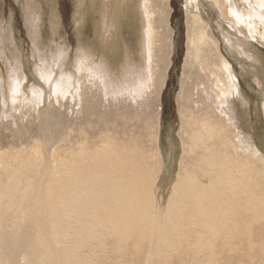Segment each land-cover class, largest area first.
Instances as JSON below:
<instances>
[{
    "label": "rangeland",
    "instance_id": "374dc122",
    "mask_svg": "<svg viewBox=\"0 0 264 264\" xmlns=\"http://www.w3.org/2000/svg\"><path fill=\"white\" fill-rule=\"evenodd\" d=\"M29 1L0 0V77L6 79L10 77L11 73L14 75L18 73V76H22L21 78L28 81L17 94L12 96L9 94L10 96H5V99L0 97V194H2V199H0V244L3 242V234L8 233L13 239L15 236H20L25 226L33 225V214L38 215L39 212L35 211L36 207L32 202L39 194L32 188L37 187L38 184H45V194L48 187L60 190L63 183H61L62 176L59 171L62 170L61 165L64 162L62 161L64 159L60 158H63L67 152L78 151L80 142L84 143L85 140H88L91 145L93 143L98 145L99 143L96 141L104 133L114 134L118 140L130 138L133 142H140L147 152H151L155 156L153 162L157 165L158 173L153 177V188L151 187L153 192L156 189L155 193L156 185L161 184L164 173L162 153H166L167 157L173 153L172 156H175L176 164L174 172L177 173L178 163L184 157L183 144L180 140L182 125L179 118L180 104L178 103L182 81L188 76L186 81L188 84L186 83L185 87L187 94L192 98L191 102H188L187 108L188 111L195 114L198 113L201 103H209L210 99L207 101V97L212 96L210 102L214 104V95L218 92L216 88H213V80L210 75L208 78V73L197 70L196 65L194 66L196 70L192 67L190 74H184V63L187 56L186 24L190 17L189 13H192H187L188 8L191 11H197L199 13L197 15L202 17L208 32H211L210 35L218 41L219 50L230 64L236 78L234 82L245 103L246 120L249 121L251 131L254 132L250 146L249 144L240 146L241 148L247 146L246 148L255 155H253L255 159L264 163V110H262L264 107V19L262 23L257 21L256 24L254 23V34H251L253 37L251 38L247 29L236 28L232 25L234 23L230 22L231 19L228 21L226 19V23L218 9L212 10V2H215L213 0L197 3L198 10L189 7L188 4L193 0H150L148 7L150 13L147 15L145 10V17L141 19L144 24L143 30L145 33L147 31L145 40L149 41L148 24L151 22L152 29L154 28L153 40L155 41L153 42L157 45L153 46L151 57L149 56L147 60L149 61L150 67L147 65L149 70L142 79L133 78L130 80L127 77L122 83L112 84L108 76L102 77L100 68H94L89 63L87 65L90 68H87L88 66L84 62H78L76 59L79 46L86 45L93 40V32L90 27L84 29L80 38H77L76 20L79 19L75 7L77 0H32L35 5L34 12H36L40 23V27L37 25L39 33L32 35L29 32L32 38L26 29L27 13L25 14V12H27L26 4ZM140 1L138 0L139 3H141ZM232 1L243 9V3L238 0ZM261 1L264 4V0ZM87 3L88 0H86ZM252 6L254 7H251L252 10H254L257 5L252 4ZM247 12L255 13V11L248 10ZM51 18H55L54 27L57 29L51 25ZM254 18H256L255 15ZM218 26L221 31L219 28L217 29ZM124 33L125 40L129 42L128 37L130 36H127L126 32ZM4 37L5 39H3ZM228 39L239 40L243 46L246 45L245 52L242 50V56L237 57L244 62H239L235 58L237 56L236 49L230 47ZM61 50L63 54L60 58H56L58 56L56 53ZM158 54L161 58L160 69L163 71L161 74L164 76V82L159 89L155 86L158 69L155 70L154 67L155 59H157L154 55ZM83 64L85 67L82 69ZM156 65L158 64L156 63ZM63 78L70 81L67 80L62 86L59 82ZM65 85H68L66 90ZM54 86H57L56 90ZM29 88L34 92H31ZM64 91L65 93H63ZM1 98L4 102L1 101ZM86 137L87 139H85ZM153 137L156 138L155 141ZM67 163L71 165L69 171L73 173L83 170L81 166L85 164V161ZM73 166H76L77 169ZM17 167L20 168V171ZM49 172H51V176L48 175ZM53 173L61 178L56 177V174L52 176ZM82 173L91 174L84 171ZM85 174L80 177L81 180L79 178L77 180L81 182L82 179H89L90 176ZM57 178L59 181L56 180ZM102 187H98L96 191L101 189V194L105 195L106 186ZM163 188L166 190L167 186L164 184ZM48 189L47 195L49 193L54 195L50 199H46L47 196H45V204L54 203V207L51 208L56 209L55 212L45 210V221L51 223L49 231L45 228V237L49 236L51 231L52 234H55L52 229L56 228L55 232L63 229L59 233L63 236L66 234L67 239L63 238L58 242L55 237L54 247L60 250L67 246L73 255L71 259H67L68 262L63 257L61 260L56 259V264H64L63 262L68 264L69 261L71 264H264V191L256 195L255 198L258 200H254L252 209L246 212L236 213L232 209L227 211L225 207L215 210L207 208L196 213L176 211L167 214L169 223H165L162 228L159 227L158 231H155L156 224L139 227L134 225L131 219L127 218L128 220H126L121 215H116L111 219L105 212L97 214L96 211L88 208L95 204L90 201L87 202L89 206L84 201L76 202L78 203L77 207L69 206L65 204L60 194L56 195L55 191L51 189L48 191ZM165 197L167 200V194ZM98 201L101 202L100 199ZM102 201L104 200L102 199ZM152 201H156L154 195ZM260 201L262 202L260 203ZM258 205L262 208L260 209ZM160 207H163V204ZM81 210V214H76ZM65 211L66 213L70 212L67 213L68 216ZM29 215L32 216L28 219ZM64 215L67 216V219ZM206 217L208 218L207 223L203 221V218ZM184 218H187L186 221ZM50 220L52 221L50 222ZM116 220L117 222H113ZM225 220L226 222H224ZM53 221L56 223L54 224ZM92 222L93 224H91ZM95 222H98L97 225ZM56 224L57 226L59 224L58 227L61 229L57 228ZM62 224H64L63 227ZM84 226L88 228V231L90 229L89 233L86 228L84 229ZM69 227L73 228V231ZM75 228L77 232L79 231L78 233L74 232ZM123 230L125 231L123 232ZM154 231L158 233L154 235ZM58 232L55 235H59ZM31 233V238H34L36 231H31ZM79 234L83 236L80 237ZM20 239L22 238L20 237ZM68 240L69 243L66 242ZM63 241L65 242L63 243ZM84 244H88L90 247L87 248ZM80 246L85 247L82 250ZM21 257L22 255L17 264L24 263ZM82 258L83 261H81ZM1 260L0 254V264H5ZM62 260L63 262H61ZM45 264H49V262ZM52 264L55 262L53 261Z\"/></svg>",
    "mask_w": 264,
    "mask_h": 264
},
{
    "label": "bare ground",
    "instance_id": "6f19581e",
    "mask_svg": "<svg viewBox=\"0 0 264 264\" xmlns=\"http://www.w3.org/2000/svg\"><path fill=\"white\" fill-rule=\"evenodd\" d=\"M213 1L215 2L211 1L213 4L211 6L212 8L210 7L212 10L218 9L219 13H221L225 21L226 19L227 21L231 19L230 22L234 23L232 25H234L236 28L244 27L245 29L248 30L249 35L253 33L254 31L253 27L256 21L259 23L263 22L264 4L263 1L261 0H238L241 3H243V7H242L243 9H241V7L238 6L232 0H218V1L213 0ZM140 2L141 3H139L138 0H88L87 4H86V0H77L76 2L77 3L75 6L76 12L79 15V19L76 20L77 38H80V36L82 35V31L84 29H87L88 27H90V29L93 32V40L88 44L86 43V45L79 46L77 50L76 59L78 62L82 61L86 65L89 63L91 64L90 66H93L94 68H100L102 72V77L104 78L105 76H108L112 84L122 83V81L127 77L130 78V80H132L133 78L142 79L144 78L143 76L149 70L148 68L149 61L147 60L149 56L151 57V52L153 50V46L155 45L153 42L155 41L153 40L154 28L152 29V23L150 22L148 24V29L150 31L149 41H146L145 39L147 38L145 37L147 36V31L146 33L144 32L143 30L144 24L141 19L145 17L144 16L145 10L147 12V15L150 13L148 8L150 0H141ZM199 2L204 3V0H193L188 5L189 7L191 8L194 7L195 10H198L197 3ZM252 4L257 5L256 9L252 10V8H254ZM26 5H27V9H26L27 12H25V14L27 13L26 29H28L27 30L28 33L30 32L32 35H35L39 33L37 25L39 26L40 24L36 17V12H34L35 5H33L32 0H30ZM245 8H247L248 11H255V13H248L247 10H245ZM83 12L84 14H82ZM196 12L197 11L189 10V8L187 9V13H189L190 17L187 19V24H186L187 25L186 26L187 56L184 63V74L188 75V73L192 70V67L196 65V67L198 68L197 70H201V71L203 70L208 73V78L210 75V77L213 80V88H216L218 92L217 94L214 95L215 97L214 104L210 102L212 96L209 98L207 97V101L208 99H210L209 103L207 102L201 103V107L198 113L195 114L192 113L191 111H188L187 108V104L192 98L189 97V94H187L185 87L188 76H186L185 79L182 81L181 94L178 98L179 101L178 103L180 104L179 118L182 125L180 131V140L182 141L183 144L184 157L178 163L177 173L174 172V167L176 164L174 162L175 156L174 155L172 156L173 153L170 154L171 158L169 156L167 157L165 155L166 153L165 154L162 153L161 157H163V162H164V170H163L164 173L161 181L162 185L160 183H159L160 185H156L157 188L156 191L157 194H156L155 193L156 189L154 190V192L151 189L153 177L155 176V174L158 173L157 165L153 162L155 158L154 154L151 152H147V150H145L144 147H142L140 142H133L130 138L126 140H118L117 137L114 136V134L109 135L104 133L101 134V136L97 139L96 143H99L98 145L94 143L91 145L90 143H88V140H85L84 143L80 142L81 144L79 145V147L77 146L79 148L78 151L67 152L63 158H60V159H64L62 160L64 161L62 165L59 160V164L62 166V170L60 169L61 171H59L62 178L59 177L56 173H53L52 176L56 174L57 175L56 177L61 178L63 182L61 180L60 181L61 183H63V186L60 190L51 189L50 187H48L49 189L48 188L47 189L48 191H50V189L52 191H55L54 193L56 195L60 194L65 204H68L69 206L77 207L76 205L78 203L76 202L84 201L88 205L87 202L90 201L91 203L93 202L95 204L93 206L88 205L89 206L88 208L96 211L95 213L97 214L105 212L110 216L111 219L114 218V216L116 215H121L126 220H128L127 218L131 219L133 224L139 227L140 226L145 227L150 224H156L154 226L155 231H158L159 227L162 228V226L165 223H169L166 216L167 214L176 211L177 212L192 211L196 213V212H200L201 210H205L207 208L215 210L220 207L221 208L225 207L227 211L228 209H232L233 212L235 211L236 213H240L252 209L253 201L258 200L257 198H255L256 195L258 193H261V191H264V163L257 161L254 157L255 155L252 152H250L249 149L246 148L247 146L245 148L244 146L242 148L240 146L243 144L245 145L249 144L250 146L252 142V136L254 133L253 131H251V126L249 124V121L246 120L247 115H246V110L244 108L245 103L241 99L237 84L234 82L236 78L233 75L232 68L228 63V61L222 56L219 50L218 41H216V39L212 35H210L211 32L210 33L208 32L207 25L202 21V17L200 18L199 15H197L199 13ZM254 15L256 18H254ZM55 18H51L50 20L51 25H53V27L55 26L54 23ZM55 28L56 27H54V29ZM218 28L219 31H221L219 26L217 27V29ZM124 32L128 34L127 36H130L128 37L129 42L125 40ZM229 38H230V34H229ZM251 38H253L252 35ZM3 39H5V37ZM227 42H230V47L232 49L233 48L236 49L237 56L235 58L239 60L238 58L239 56H242L241 55L242 50L244 51V47H246V45L243 46L242 42L239 40L235 41L232 39H228ZM56 54L58 55L56 58H60L61 54H63L62 50ZM154 56L157 57V59L155 60L156 63L158 64L156 65L155 63L154 66L155 70L158 69L156 73L157 79L155 81L156 82L155 86L156 88L159 89V87H161V85L164 82L163 81L164 76L161 74L163 71H161L159 65L161 58L159 54ZM96 60L97 62H95ZM240 61L242 60H239V62ZM83 67H85V65L82 66V69ZM87 68L90 67L88 66ZM18 75H19L18 73L15 75L11 73L9 78L5 79L0 77V97H3V99H5L4 97L9 94H11V96L17 94L19 89L22 88L23 85L27 84L28 81L25 78H21L22 76H18ZM67 80H65V78L61 79V82H59L60 85L63 86V84L67 82ZM69 81L70 80H68V82ZM67 86L65 87V90ZM56 87L57 86H54L55 90ZM29 89L31 92H34L33 89L32 90L31 88ZM63 93H65V91ZM3 99L1 101H3ZM8 100H10L9 97ZM262 110H264V107ZM85 139H87V137ZM153 139L154 141L156 140L155 137H153ZM75 161L78 162L85 161V164L81 166V169L83 170L80 171L82 172L84 171L86 173H91V174H85L78 170L76 171L77 169L76 166H73L76 168L75 169L76 172L71 173L69 171L71 165H68L67 162H75ZM60 165L59 168H61ZM149 166L151 167V169ZM28 168H30V166ZM17 169H19L20 171V168L17 167ZM59 172L57 171V173ZM83 174L90 176L91 178L89 177V179H85V180L82 179L81 182L78 181L77 178L81 180L80 177H82ZM48 175L51 176V172H49ZM56 180L59 181L58 178ZM164 184L167 186L166 190L163 188ZM50 186L52 187V185ZM100 186L103 187L106 186L105 195H103L104 193L101 194L100 192L101 189L100 191H98L100 193L96 191V189L98 187L100 188ZM55 187L56 185L54 186V188ZM47 189L45 194V184L42 185L38 184L37 187L32 188V190L36 191L39 194L36 200L35 201L33 200L32 202L36 207L35 211L39 212L38 215L33 214L34 216V218H32L33 225L32 226L30 225L31 227H35V228L25 226L24 231L20 233V236L19 235L15 236L13 239L8 235V233L3 234L4 236L2 235V241L4 243L2 242V244H0V249H1L0 254L2 256L1 261H3V263L17 264L20 256L22 255L21 258L24 262L23 264H45L47 262H49L50 264V261L52 263L54 261L56 264L57 261L56 259L61 260L63 257L67 261V259H71V256H73L71 253V249L67 248L65 244L64 245L66 247L61 248L60 250L54 247L55 244L54 242L56 241L55 237L57 238L58 242L60 239L63 238L67 239L66 234L63 236L62 234L59 233L63 229L60 230L59 232L57 231L59 235H55L57 233L55 232L56 228L52 229L54 231L53 233L55 234H52L51 231L50 235L45 237V228L48 229V231L49 229H51V223L49 224L48 222L45 221L46 218L45 210L48 212L49 211L55 212L56 209V208L55 209L51 208L54 203L52 204L51 202H49L50 204L49 203L45 204V196H47L46 199H50L54 195V194L51 195V193L47 195L48 193ZM151 191L153 192L156 201H152L153 195ZM163 193L165 195L167 194L168 196L167 200ZM1 195L2 194H0V197ZM0 199H2V197ZM99 199L101 200V202L99 201L97 202V200ZM102 199L104 201H102ZM56 201L58 202V200ZM261 202L262 201H260V203ZM256 203H258V201H256ZM161 204H163V207H160ZM260 205L258 206L260 207ZM261 208L262 206L260 207V209ZM66 211L65 214L68 216L70 212L69 213L67 212L68 213L67 214ZM81 212L82 210L79 211V213L76 212V214L79 215L81 214ZM216 212L218 211L216 210ZM90 213L92 214L91 210ZM218 214L220 215V213ZM66 215H64V217L67 219ZM226 215L228 216L229 214ZM31 216L32 215H29L28 219ZM93 216L95 215L93 214ZM90 217L92 216L90 215ZM187 218H184L185 221ZM121 219H119L120 223H122ZM254 219L256 220V218ZM227 220H229V218H227ZM51 221L52 220H50V222ZM203 221L207 223L208 218L207 217L203 218ZM113 222H117V220ZM224 222H226V220ZM85 223H86V219H85ZM120 223H117V225ZM91 224H93V222ZM63 225L64 224H62V227ZM120 225L122 226V224ZM58 226L56 224L57 228H59ZM86 226L88 227V225ZM86 226H84V229L86 228ZM101 226L103 227V225ZM125 227H127V225ZM59 229H61V227ZM87 229L88 228H86V230ZM122 229L124 228L122 227ZM70 230L73 231V228L72 229L70 228ZM31 231H36V235L34 236V238H31V234H32ZM89 231L87 230L88 233ZM124 231L125 230H123V232ZM155 231H154V235L158 233V232L155 233ZM74 232H77V229ZM79 235L80 237L83 236L81 234ZM20 237L22 239H20ZM86 239H89V237H86ZM80 241H78L79 244ZM58 242L57 244H59ZM64 242L65 241H63V243ZM66 242L69 243V240ZM85 246H87V248L90 247L88 246V244ZM84 247L83 246L81 247L82 250L84 249ZM81 261H83V258ZM61 262H63V260ZM63 263L65 264L66 262Z\"/></svg>",
    "mask_w": 264,
    "mask_h": 264
},
{
    "label": "crops",
    "instance_id": "0c3cea01",
    "mask_svg": "<svg viewBox=\"0 0 264 264\" xmlns=\"http://www.w3.org/2000/svg\"><path fill=\"white\" fill-rule=\"evenodd\" d=\"M242 61H243V60H242ZM243 62H244V61H243ZM243 62H242V63H243Z\"/></svg>",
    "mask_w": 264,
    "mask_h": 264
}]
</instances>
